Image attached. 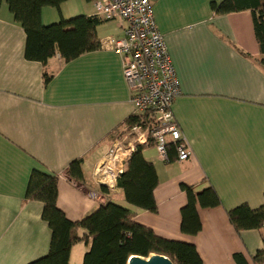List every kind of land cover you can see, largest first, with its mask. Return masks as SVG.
<instances>
[{
	"label": "crops",
	"instance_id": "obj_1",
	"mask_svg": "<svg viewBox=\"0 0 264 264\" xmlns=\"http://www.w3.org/2000/svg\"><path fill=\"white\" fill-rule=\"evenodd\" d=\"M223 1L153 0L180 88L173 113L193 152L179 161L169 149L167 163L154 147L144 151L159 179L157 212L128 203L117 181L105 186L96 179L113 136L135 111L122 58L103 45L109 37L122 38L126 24L99 15L94 0L44 7L43 25L78 16L102 23L96 29L101 48L70 61L57 54L43 64L26 57L25 30L1 1L0 264H30L50 251L44 203L26 198L34 170L58 177L57 206L73 222L111 201L158 237L193 244L203 264H238L236 254L254 264L264 232H237L228 211L264 205V55L252 11L217 14L213 4ZM77 160L79 180L69 172ZM184 186L196 196L213 188L221 201L214 207L197 202L201 230L194 235L182 230L189 202ZM88 250L85 242L75 244L70 264H83Z\"/></svg>",
	"mask_w": 264,
	"mask_h": 264
},
{
	"label": "trees",
	"instance_id": "obj_2",
	"mask_svg": "<svg viewBox=\"0 0 264 264\" xmlns=\"http://www.w3.org/2000/svg\"><path fill=\"white\" fill-rule=\"evenodd\" d=\"M66 1L68 0H6L15 20L25 30L26 57L29 60L46 64L50 58L59 54L64 60L70 61L101 48L96 29L102 20L97 16H78L69 20L62 19L56 24L43 25V8L50 6L60 9L61 4ZM213 9L217 14L252 11L255 35L264 55V0H224L221 4L214 3ZM260 63L264 67V58ZM50 79L45 73L46 84ZM135 120L131 116L126 123H133ZM150 147H154L153 141L138 145L137 150L125 162V170L117 178V187L122 189L126 201L131 205L157 212L154 191L159 179L154 165L144 157V151ZM169 149L176 152L174 144L169 145L168 153ZM81 163L82 160H77L69 168L70 175L76 180L82 177ZM58 181L57 176L41 170H34L31 174L26 198L44 203L43 219L52 230V240L48 255L30 264H70L71 249L79 242L89 245L83 264H128L134 255L148 258L152 254L164 255L174 264H203L193 244L158 237L150 228L136 223L131 211L111 201L99 206L80 221L69 220L57 206ZM183 188L188 193L189 202L183 209L182 230L194 235L201 230L197 202L205 207H214L219 206L221 201L213 188L198 196L194 195L190 187ZM228 217L237 232H264V205L251 209L243 204L229 210ZM82 230L86 233L80 235ZM235 260L238 264H247L240 254L235 255ZM253 262L264 264V248L256 254Z\"/></svg>",
	"mask_w": 264,
	"mask_h": 264
},
{
	"label": "built area",
	"instance_id": "obj_3",
	"mask_svg": "<svg viewBox=\"0 0 264 264\" xmlns=\"http://www.w3.org/2000/svg\"><path fill=\"white\" fill-rule=\"evenodd\" d=\"M97 13L126 24L122 38H107L104 47L121 56L125 81L135 103L133 123L124 124L111 140L110 149L97 170L96 179L105 186L117 181L125 162L138 145L154 142L165 162L174 144L179 161L193 157L173 113L180 94L174 66L153 14V0H95ZM65 177V175H59Z\"/></svg>",
	"mask_w": 264,
	"mask_h": 264
},
{
	"label": "water",
	"instance_id": "obj_4",
	"mask_svg": "<svg viewBox=\"0 0 264 264\" xmlns=\"http://www.w3.org/2000/svg\"><path fill=\"white\" fill-rule=\"evenodd\" d=\"M128 264H174V263L164 255L152 254L148 258L134 255L129 259Z\"/></svg>",
	"mask_w": 264,
	"mask_h": 264
},
{
	"label": "bare ground",
	"instance_id": "obj_5",
	"mask_svg": "<svg viewBox=\"0 0 264 264\" xmlns=\"http://www.w3.org/2000/svg\"><path fill=\"white\" fill-rule=\"evenodd\" d=\"M106 182H107V184H109V185H113V184H114V178H108V179L106 180Z\"/></svg>",
	"mask_w": 264,
	"mask_h": 264
},
{
	"label": "rangeland",
	"instance_id": "obj_6",
	"mask_svg": "<svg viewBox=\"0 0 264 264\" xmlns=\"http://www.w3.org/2000/svg\"><path fill=\"white\" fill-rule=\"evenodd\" d=\"M111 146V145H110Z\"/></svg>",
	"mask_w": 264,
	"mask_h": 264
}]
</instances>
